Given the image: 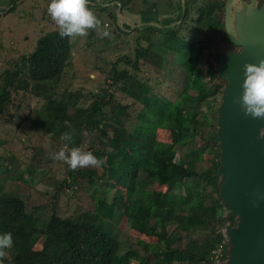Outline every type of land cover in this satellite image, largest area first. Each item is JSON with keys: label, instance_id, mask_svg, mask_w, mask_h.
I'll use <instances>...</instances> for the list:
<instances>
[{"label": "trees", "instance_id": "1", "mask_svg": "<svg viewBox=\"0 0 264 264\" xmlns=\"http://www.w3.org/2000/svg\"><path fill=\"white\" fill-rule=\"evenodd\" d=\"M17 1L8 0L0 12L6 7L10 12ZM113 1L121 4V14L129 11L137 13L141 21H156L154 11L150 12L154 2L148 0H90L96 16L107 17L114 46L123 48L109 65L104 88L86 93L61 88L71 44L57 28L41 34L30 52L9 58L0 68V146L20 138L29 144L34 135L41 134L52 137L59 149L80 147L106 161L99 168L73 171L64 162L50 159V166L45 164L34 178L29 176L33 179L28 185H32L46 173L62 175L59 185L44 191L56 198L77 186L79 180L83 189H92L90 199L80 202L71 198L76 189L68 196L69 213L58 211L51 203L47 218L26 211L17 187L2 189L0 181V234L10 232L13 238L12 246L5 249L3 264H210V251L220 241L225 248L218 259L226 257L228 245L221 228L233 225L235 218L228 215L219 196V148L213 141L216 117L214 126L205 130L204 119L194 122L187 111L192 104L201 115L208 108L216 113L220 103L223 82L214 72V61L221 50L233 47L224 29L223 0H202L199 7L194 0H186L178 25L169 29L141 25L129 33L114 23L117 5H103ZM49 2L36 0L32 4L39 19L48 17ZM179 18L180 14L175 20ZM133 24L120 22L123 29ZM94 34L90 30L87 36ZM96 38L107 46V37ZM149 56L157 68L170 57L182 68L183 83L171 81L166 95L162 77L140 78V59ZM114 90L124 91L131 100L119 103ZM18 92L42 104L31 109L24 96L14 104L11 93ZM87 95L90 100L85 106L76 104ZM133 101L140 105L134 107ZM129 117L137 120L130 130L124 123ZM24 122L34 128L31 137L19 133ZM63 133H69L72 141L61 140ZM159 134L167 135L170 142L158 138ZM176 146L184 151L175 161L171 149ZM203 155L209 165L195 169ZM5 160L4 170H12V157ZM14 173L16 177L10 176V180L26 181L22 173ZM177 189L187 200L177 201L182 194ZM205 197L210 201L205 202ZM218 207L225 212L217 214ZM122 220L136 235L128 241L134 246L118 233L116 225ZM142 234L153 238L156 248L147 251V244L140 242L147 241ZM182 238H186L184 244Z\"/></svg>", "mask_w": 264, "mask_h": 264}, {"label": "rangeland", "instance_id": "2", "mask_svg": "<svg viewBox=\"0 0 264 264\" xmlns=\"http://www.w3.org/2000/svg\"><path fill=\"white\" fill-rule=\"evenodd\" d=\"M7 1L8 0H0V8L2 7L1 5L8 4ZM35 1L36 0H20L15 2V7L10 12H6L8 7L0 12V68L6 66L4 62L9 60V58H14L17 55L30 52L34 48L36 40L41 34L49 33L47 32L48 30H55L57 28L49 15L45 20L39 19L37 9L31 7ZM39 1L41 2V0ZM148 2H156L157 10L152 9L154 6L150 8V12L153 13L154 11L155 13L156 22L162 23L164 25H167V22L169 20L171 21V23L176 22L174 18V15H176V13L172 15L174 17L168 14L171 11V8L168 6L167 0H148ZM107 5L108 7L112 6V4H106L105 6ZM146 8L147 4L142 7V9L144 10ZM109 9L113 10L112 7ZM117 16L119 25L120 22H129L130 24H132L133 22L134 24H136L137 22H141V20H139L138 14L134 12L124 11V13H119V15ZM99 19L101 20V27L110 33V35L107 37V46L104 45L103 41L96 38V36H98L97 33L90 38L88 36L69 38L71 44V55L69 56V59L67 61V66L64 68V72L60 82L61 88H66L68 91L72 92L81 90L82 93H86L88 91L94 92L106 86L103 79L108 75L109 65L118 54H121L123 52V48L114 46V42L111 40V26L109 21L107 20V17L103 14H99ZM53 30H51L50 32H52ZM152 39H155V37H152ZM111 42L113 43V47L112 44H110ZM232 49L235 51L239 50V48H237V45L234 44ZM223 51L224 50H221V52ZM169 58L170 57H167L166 59L162 60V64L159 68L153 66L152 56H149L146 60L140 59L141 71L138 75L140 76V78H144L145 76H157L159 78L162 77L163 80L160 81L163 84H166V89L164 91L166 95L169 94L167 86L171 84V81L183 83L185 78L182 68ZM22 96H24L25 98L27 97L26 102L31 109H37L39 105L42 104V101H38L36 98L32 97L29 94L23 95L21 92H18V94L11 93V102H14V104L18 103L24 98H22ZM114 97L116 98V101L121 104L127 103L131 100V98L128 97L122 90H114ZM89 100L90 97L87 95L86 97L79 98L76 104L79 106H85L89 102ZM139 105L140 103H138L137 101H133L134 107L137 108ZM188 110L194 122L199 121V118L201 117L204 119L205 130H209L214 126L216 113L213 109H204L201 112V115L197 111V108H194L192 104H189L187 107V111ZM124 123L125 126L130 130L134 123H137V120L129 117L128 119H125ZM162 123L164 125L166 124L165 122ZM167 125H169V123ZM19 133L31 137L34 133V128L30 127L27 123L24 122L19 128ZM161 135L162 134H159L157 137L162 138L165 142H170L167 135H164L165 137ZM52 139V137L40 134L39 136L34 135L29 144L26 142V138H20V140L15 139L7 142L3 146H0L1 188L5 189L7 187L8 189H12L14 187H17L18 190L15 191H18L19 196L24 199L26 211H29L40 218L48 217L51 203L58 211L60 210L64 211V213H69L71 210L69 208L70 200L68 196H70V194L75 189V196L71 197L72 201L76 200V198L79 202L83 199H90L91 195L88 192H92L91 188H82V180H79L78 185L74 188H71L72 190L68 189L64 192V194L62 193L61 195H58L57 198L51 192H44L48 191L47 188L59 185L62 175L55 174L54 172L46 173L42 176V180L39 179L36 182L34 180L32 185H28V183L31 182L34 178L33 176L43 168V165L47 164V166H50L48 163L50 161L49 153L60 150L57 143L54 140L52 141ZM196 142L197 145H199V140H196ZM171 150L175 153L173 154V157L176 161L181 157L184 151V147L176 146ZM214 151L216 152L217 148H215ZM8 156H11L13 160V169L10 171L4 170L6 162L5 158ZM208 165L209 163H207L205 155H203L202 159H199L198 162L194 165V168L197 169L200 166L207 167ZM14 172L22 173L26 181L10 180V176H14L11 179L16 177L17 173ZM29 176L33 178L30 179ZM176 191L181 192V189H177ZM181 193L182 194L180 198L177 199V201L187 200V195L183 192ZM58 198L60 206H58ZM210 199V197H205L204 201L209 202ZM216 212L217 214H221L225 212V209L218 207ZM127 225L128 224L125 223L124 220H122L119 221L116 226L118 227V233L122 234L121 237L125 241H127L128 244L132 245L128 241L132 242V237H135L136 235L131 234L133 233V231H129ZM140 237L147 239V241L145 242L140 241L147 244V251H151L152 249L156 248V242L153 240V238H147L143 234ZM182 239L183 240L181 241V244H184L186 238ZM225 244L228 245V241H226ZM168 245L173 246V243H169ZM159 246L165 247L163 244H159ZM117 260L118 259L116 257L115 261ZM210 264L214 263H212L211 261Z\"/></svg>", "mask_w": 264, "mask_h": 264}, {"label": "water", "instance_id": "3", "mask_svg": "<svg viewBox=\"0 0 264 264\" xmlns=\"http://www.w3.org/2000/svg\"><path fill=\"white\" fill-rule=\"evenodd\" d=\"M249 4L245 24L250 32V42L235 39L228 29V6L224 0L223 23L226 36L239 50H227L217 55L214 72L223 82L220 103L216 110V136L220 166L218 175L219 196L235 218L233 225H223L222 235L228 241V252L224 259L214 264H264V119L245 116L239 103L242 93L246 62L258 63L264 59V10L255 14ZM116 4L115 25L124 32L143 25L169 29L181 22L185 5L180 0V18L164 25L156 21L137 22L129 29L119 25L120 3ZM89 5H94L90 2ZM104 6L106 4H103ZM4 13V12H2Z\"/></svg>", "mask_w": 264, "mask_h": 264}, {"label": "clouds", "instance_id": "4", "mask_svg": "<svg viewBox=\"0 0 264 264\" xmlns=\"http://www.w3.org/2000/svg\"><path fill=\"white\" fill-rule=\"evenodd\" d=\"M90 0H50L47 5V14L57 26L59 35L68 38L86 37L89 31H95L100 38L110 33L101 27V20L89 7ZM242 93L234 102L239 103L245 116L253 119H264V59L258 63L246 62L244 65V79L241 84ZM69 133H63L61 140L72 141ZM49 157L61 161L75 171L81 168H99L106 161L98 158L91 151L72 147L66 151L50 152ZM13 244L12 234H0V264L6 256L5 249Z\"/></svg>", "mask_w": 264, "mask_h": 264}, {"label": "flooded vegetation", "instance_id": "5", "mask_svg": "<svg viewBox=\"0 0 264 264\" xmlns=\"http://www.w3.org/2000/svg\"><path fill=\"white\" fill-rule=\"evenodd\" d=\"M201 1L202 0H194L193 3L196 4V7H199ZM185 2L186 0H184V5H185ZM250 2L251 0H230L229 6H228V29L231 35L235 39L240 38V40L244 42H250L249 37L251 36L250 32L248 31V27L245 24L246 13H247ZM223 3H224V0H223ZM167 4L171 8V11L168 14L172 16L173 14L176 13V15H174L175 17L178 16V14H181L180 0H167ZM178 5L180 6V8H178ZM152 9L157 10L156 2L154 3V7ZM251 10L255 14L259 13L261 10H264V0H253ZM223 11H222V17H223ZM184 14H185V10H184L183 16ZM230 43L231 45L233 44L231 41ZM237 48L240 49V47H237ZM230 50H233V49H230ZM224 51H227V50H224Z\"/></svg>", "mask_w": 264, "mask_h": 264}, {"label": "built area", "instance_id": "6", "mask_svg": "<svg viewBox=\"0 0 264 264\" xmlns=\"http://www.w3.org/2000/svg\"><path fill=\"white\" fill-rule=\"evenodd\" d=\"M224 248V241H220L211 249L209 258L212 263L221 256Z\"/></svg>", "mask_w": 264, "mask_h": 264}]
</instances>
